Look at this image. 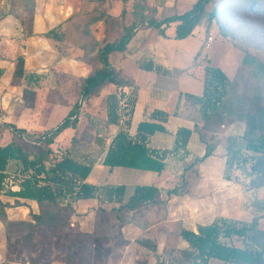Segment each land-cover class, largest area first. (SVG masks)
<instances>
[{"label": "trees", "instance_id": "trees-1", "mask_svg": "<svg viewBox=\"0 0 264 264\" xmlns=\"http://www.w3.org/2000/svg\"><path fill=\"white\" fill-rule=\"evenodd\" d=\"M210 3H213V6L207 9ZM35 6V0H22L19 12L9 14L18 21L23 41L35 35L33 33ZM134 6L133 21L123 27L119 38L97 49L100 67L94 68L84 79L79 100L56 127L37 134L18 128L14 124H7L11 130V141L0 146V196L13 200L10 203L0 198V222L4 227H8L5 231L6 255L12 250L11 234L16 231L26 230L16 241L36 246L38 244L32 238L37 232L65 228L69 218L76 214L74 203L78 200L96 199L100 204L98 211L109 216L111 225L117 224L120 230L137 219L145 218L148 211L166 207L157 186L135 185L127 195L128 188L122 184L87 183L86 179L95 161L74 157L70 149L62 151L54 148L56 139L64 130L76 129L83 101L104 83H111L115 85L116 90L105 98V124L117 125L119 129L107 147L102 164L109 169L122 167L161 174L169 166L167 160L169 157H177L184 161L185 155L188 154L187 143L192 133L189 128L180 127L176 130L171 149L157 150L147 146L149 136L155 132H168L164 126L169 118L168 112L157 109L151 111L147 120L138 123L136 135L130 134L136 89L120 78L109 62L110 54L123 52L135 32L142 28L156 29L159 35L167 37L165 31L175 24L172 37L181 40L194 36L195 29L203 22L206 31L216 27L221 35L228 34L224 26L227 23L224 14L231 11L264 16V0H196L188 10L159 20L149 17L141 3ZM60 28L61 25L51 28L42 36L61 40L63 34ZM250 61L255 62L254 59ZM203 62L201 95L185 96L191 104L198 106L202 125L199 128L195 127L194 131L199 132L201 140L206 143V148L202 157H196L190 164L183 162L184 168L196 165L211 155L215 145L207 142L208 133H213L222 125L238 121L243 123L240 135L229 136L226 139L224 179L228 181L241 179L248 190L262 187L264 186L262 94H253L246 98L234 94L233 80L221 68L211 65L207 56ZM25 76L24 55L19 54L15 58L13 77L23 79ZM35 96L34 91L23 88L24 106L33 108L29 98ZM209 137L211 141L214 140V135ZM73 138L71 141L75 142ZM236 171L240 174L236 175ZM178 188V184H173L172 188L167 189V194L178 193ZM26 202L37 204L36 212L29 211L30 222L9 220L7 209L26 206ZM102 204H109L111 207L106 210ZM263 218L264 216H256L250 222H242L216 217L210 224L197 225L196 232L178 226L177 236L188 244V248L179 249L178 255L164 252L157 258L156 264H208L211 259L226 264H264V226L261 221ZM138 224L143 230L147 228V224ZM136 240L139 245L151 251L156 250L157 242L147 235ZM64 241L66 249L62 253L63 264H99V259L87 256L94 249L104 255L102 248L91 239V236L65 234ZM151 241L154 243L150 244Z\"/></svg>", "mask_w": 264, "mask_h": 264}, {"label": "crops", "instance_id": "crops-1", "mask_svg": "<svg viewBox=\"0 0 264 264\" xmlns=\"http://www.w3.org/2000/svg\"><path fill=\"white\" fill-rule=\"evenodd\" d=\"M49 1V3H43L45 8L40 11L39 6L42 0H36L34 36L24 41L10 38V34L16 37L22 36L18 21L11 15L6 16L0 26V33L4 35L2 42L7 45L12 44V47H15L17 42L24 45L19 54L24 55L26 74L23 79H15L13 72L15 58L18 55L9 58L5 55L6 50H4L5 54L0 51V124L5 127L0 146L11 141V130L7 124H14L18 128L37 134L56 127L68 114L66 112H69L79 100L84 79L92 73L94 68L100 67L99 60L92 61L90 49L86 45L87 40H84L87 35L75 24L77 17L75 15L79 12L78 1ZM58 25H61L60 32L63 34L61 40L42 36ZM100 26L101 23L98 24V27ZM169 38L170 40L166 41L157 30L153 31L152 28L138 29L123 52L111 54L110 64L121 79L136 89L130 134L136 135L138 123L147 120L151 111L155 109L166 111L169 113V118L164 126L168 132H155L149 136L147 146L157 150L171 149L174 145L176 130L180 127L189 128L192 133L187 143L188 154L185 155L184 161L177 157H169L167 159L169 166L161 174L128 168L126 170L122 167L109 169L104 166L102 161L107 147L119 129L117 125L105 124L106 111L102 100L103 97L112 94L110 92L98 100L97 106H93L92 100H87L89 97L85 99L81 106L78 125L75 130L72 129L67 146L62 148L54 146L55 149L62 151L70 149L72 155L79 159L95 161L86 179L89 184H122L128 188L127 195L131 193L135 185H153L160 189V198L166 202L165 208L150 210L145 218L123 226L120 237L115 238L112 235L102 240L105 248L122 249L119 260H114L115 264H133L135 253L140 249L136 239L143 235L157 242L155 251H146L149 264L157 263V258L166 252V241L172 238L176 239L179 249H187L188 244L177 236L176 230L173 234L167 229L170 225L176 228L181 226L196 232L197 225L210 224L216 217L250 222L256 216H264V186L248 190L241 179L232 181L224 179L226 139L229 136L240 135L243 123L235 121L218 127L213 133H208L207 142L215 145L211 155L196 165L184 168L183 162L190 164L196 157L200 158L205 153L206 143L201 140L199 132L194 131L195 127L199 128L202 125L198 106L191 104L185 96V94L201 95L204 68L193 67L172 80L174 69L171 66L176 61L177 55L168 49L169 44L176 43L172 42L174 38ZM172 81L176 83L172 84ZM23 88L35 92L33 108L24 106ZM115 90L116 88L113 93ZM62 106L66 107L63 110L64 117H58L57 125L54 127H46V123H42L43 114ZM24 114L27 119L19 125L18 118ZM34 116L38 117V120L32 123ZM210 135H214L213 141ZM73 137L75 142L70 145ZM113 171H117L118 177L116 181H108L114 179H106L107 175ZM143 172V181H139ZM235 174L239 175L240 172L236 171ZM173 184L179 185L178 193L168 195L167 189L172 188ZM0 198L13 202L12 199L4 196ZM26 204V206L7 209L8 219L24 220L30 210L37 211L35 202H26ZM99 206L96 199L78 200L74 203L76 214L69 218L68 224L73 225L74 230L79 231V234H91L98 237L106 231L105 227L110 219L105 213L98 211ZM101 206L106 210L111 207L109 204ZM15 212L17 215L14 216ZM261 221L263 222L264 218ZM138 223L147 224V228L143 230ZM0 227H3L1 222ZM123 240L126 243H123ZM107 258L112 259V252ZM50 264L63 263L61 260L53 259ZM208 264L226 263L211 259Z\"/></svg>", "mask_w": 264, "mask_h": 264}, {"label": "rangeland", "instance_id": "rangeland-1", "mask_svg": "<svg viewBox=\"0 0 264 264\" xmlns=\"http://www.w3.org/2000/svg\"><path fill=\"white\" fill-rule=\"evenodd\" d=\"M79 12L75 18L76 26L85 35L84 40H87L86 45L90 49L91 57L93 62H97L96 50L107 42L116 41L122 33L123 27L128 26L133 21L132 10L135 4L141 3L146 14L156 20L162 19L167 16H171L176 13H182L188 10L196 0H77ZM49 3V0H42L39 10L43 8V3ZM36 3V0H35ZM22 0H0V26L3 20L9 14L19 12L21 8ZM213 3H210L207 9H210ZM36 10V6H35ZM225 19L227 23L224 25L228 34L221 35L216 27H211L206 31L204 22L195 29V35L177 40L174 39L172 42H176L175 45L169 44V50L174 51L177 55L176 61L172 64L171 68L173 72V78H178L179 74L191 68L203 67V60L207 56L210 64L221 68L232 80L234 94L246 98L253 94H262L261 103L264 104V16L250 15V14H239L238 12L231 11L225 13ZM101 26L98 27V24ZM1 29V28H0ZM175 24H172L165 32L166 36H162L170 40L169 37L174 36ZM156 29H153V31ZM212 36L210 46L206 48L207 39ZM10 34V38H18L21 40L22 36H14ZM4 35L0 33V51L10 58H14L16 55L21 53L24 45L17 42L15 47L5 44L2 42ZM8 38V37H7ZM97 38V39H96ZM173 38V37H172ZM172 40V39H171ZM2 43V44H1ZM203 44V45H202ZM9 46V48H8ZM204 46V47H203ZM4 47V48H2ZM166 47V46H165ZM2 49V50H1ZM115 54V53H113ZM254 59L255 62L250 61ZM110 63L112 62V56L109 57ZM94 68V63L92 64ZM98 67V66H97ZM174 78V79H175ZM176 81H172V84ZM115 85L111 83H104L99 89L93 92L87 100H92L93 106L98 103V100L107 93H113ZM105 97H103L102 105H105ZM240 99V98H239ZM35 98H29V102L33 103L34 106ZM245 102V100H244ZM97 106V105H96ZM62 108L57 107L52 112L47 111L42 116V123H46V127L51 128L57 125L58 117H64ZM1 113V112H0ZM68 113V112H66ZM1 116V114H0ZM19 117V116H18ZM20 124L27 119L26 114L20 116ZM38 120V117H32V123ZM19 121V120H18ZM57 121V122H56ZM5 127L0 124V139L3 136ZM72 129L64 130L58 137L56 145L60 148L67 146L71 135ZM12 137V136H11ZM74 140V138H73ZM74 144L71 141L70 145ZM119 169V168H118ZM117 169V170H118ZM124 169V168H123ZM126 169V168H125ZM128 170V169H126ZM143 174L140 176L139 181H143ZM118 177L117 171H113L107 175V178H114L108 181H116ZM17 215V212L13 214ZM20 220V219H14ZM24 221L30 222V217L27 214ZM106 221V220H105ZM110 219L105 228L106 231L101 235H87L91 236V239L95 241L103 250L104 255L100 254L99 251L93 250L89 255V258L99 259L101 264H115L114 260L118 261L119 256L122 253V249L118 247L105 248L103 239H108L112 235L117 238L120 237V227L117 224L110 223ZM264 226V221H263ZM7 226L0 227V264H50L53 259H62V253L66 249V243L64 241V235H77L80 232L75 231L73 225L68 224L65 228L58 229L56 231H40L33 236L34 242L38 245L33 246L30 243L23 241H16L21 238V234L25 232L16 231L11 234V245L9 255L7 253L5 231ZM168 230L172 231L173 234L177 230L174 226H168ZM84 234V233H83ZM4 240V241H3ZM137 241V240H136ZM72 242V240H71ZM116 242H118L116 240ZM153 241L150 242V244ZM4 243V246H3ZM70 243V241H68ZM122 243V242H121ZM139 250L135 253V259L133 264H142L148 262L147 252L149 248H145L141 245ZM166 254L178 255L179 248L177 247L176 239L172 238L166 241ZM143 249V250H141ZM112 252V259L110 260L108 255ZM134 255V251H133ZM93 257V258H92ZM166 257H164L165 259ZM114 262V263H113Z\"/></svg>", "mask_w": 264, "mask_h": 264}, {"label": "built area", "instance_id": "built-area-1", "mask_svg": "<svg viewBox=\"0 0 264 264\" xmlns=\"http://www.w3.org/2000/svg\"><path fill=\"white\" fill-rule=\"evenodd\" d=\"M212 36L210 35L208 38H207V44H206V48H208L209 46H210V43H211V41H212ZM125 91H127V89L125 88L124 89Z\"/></svg>", "mask_w": 264, "mask_h": 264}]
</instances>
